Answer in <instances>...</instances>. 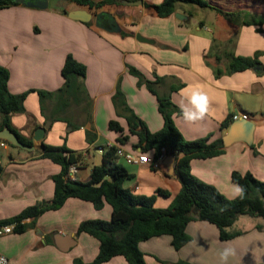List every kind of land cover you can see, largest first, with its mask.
I'll use <instances>...</instances> for the list:
<instances>
[{"label":"crops","instance_id":"0c3cea01","mask_svg":"<svg viewBox=\"0 0 264 264\" xmlns=\"http://www.w3.org/2000/svg\"><path fill=\"white\" fill-rule=\"evenodd\" d=\"M125 1H142L143 5L122 3L94 14L67 0H48L46 10L20 5L0 11V66L10 72L9 90L15 95L35 91L28 95L25 111L11 116V125L36 147L33 152L0 147V163L4 167L0 175V221L54 199L53 177L61 174L62 167L40 158L44 145L60 147L65 144L70 150L83 153L84 165L77 173L82 182L90 181L91 172L100 161L99 147L108 150L113 145L142 154L137 147L138 137L130 133L124 103L151 133L160 131L164 120L159 112V101L148 87L158 79L161 81L154 86L157 94L170 95L181 111L174 115V122L186 140L211 137L212 142L230 141L228 146L224 145L223 155L192 160L194 176L214 186L229 200L239 196L236 189L240 187L232 180L233 172H250L264 182V26L260 33L255 26H235L213 10L185 5H179L177 13L186 15L188 22L179 21L175 15L162 19L144 3L159 5L164 0ZM206 1L225 12L245 10L264 14V7L242 4L247 0ZM79 9L93 15L111 14L121 31L110 33L100 29L95 18L84 23L68 17V13ZM210 49L221 52L219 62L207 56ZM226 52L245 58H254L260 53L257 58L261 73L249 69L216 77V69L225 72L228 68ZM69 55L87 69L84 86L90 103L88 114L74 103L65 107L64 114L56 113L59 106H63L57 93L65 84L62 69ZM130 68L140 73L141 83L139 77L131 74ZM174 87L179 89L172 92ZM37 91L53 96L42 102ZM118 93L123 96L116 100L119 104L115 101ZM200 96L206 98L203 117L186 120V111L198 112L197 98ZM234 115L239 119L234 121ZM242 115H248V119H243ZM56 117L59 119L56 122L50 120ZM3 119L0 114V125ZM48 121L51 127L44 140L35 142L36 129ZM112 121L118 122L123 131L111 130ZM225 122H228L226 128L222 126ZM88 132L94 136L92 142L87 139ZM122 137H129L124 144L119 142ZM146 155L154 158L153 153ZM169 156H162L159 170L117 160L133 175L123 187L134 195L156 196V208L170 207L182 185L179 178L169 175L166 165ZM160 189L170 195L158 196ZM112 212L107 203L97 210L91 202L70 198L59 210L24 221L35 223L27 232L0 237V255L7 257L11 264H74L77 258L91 263L99 254L100 242L88 234H78L79 226L88 220L110 221ZM241 217L230 231L241 234L229 241L220 240L215 225L197 220L189 223L187 233L191 242L180 251L173 248L172 237L167 235L142 242L139 248L147 264H177L180 261L188 264H264V223L246 224ZM239 222L242 225L236 228ZM226 249H231L232 254L222 260L221 253ZM104 264L129 263L117 256Z\"/></svg>","mask_w":264,"mask_h":264},{"label":"trees","instance_id":"16d2710c","mask_svg":"<svg viewBox=\"0 0 264 264\" xmlns=\"http://www.w3.org/2000/svg\"><path fill=\"white\" fill-rule=\"evenodd\" d=\"M67 1L78 7L88 8L95 14L106 7L122 5L125 0ZM252 1L264 2V0ZM20 5L16 0H0V11ZM179 5L213 10L235 26H255L258 28V32L263 31L264 14L245 10L225 12L211 6L206 0H164L159 5L144 3L146 8L153 9L162 19L177 14ZM258 55L254 58H245L236 57L228 52L224 53V57L229 62L228 68L225 72L216 69V77L253 69L254 66L259 65ZM220 60L221 56L217 58L218 62ZM130 72L139 77L141 83L140 73L134 68H130ZM86 73L85 65L79 63L72 55L67 57L62 69L65 84L57 93L63 106H59L57 114H64L65 107L70 106V103L83 107L84 113H89L90 103H88L84 86ZM9 80V70L0 66V114L4 117L0 129L8 126L19 136L22 143L33 145L32 141L25 139L12 128L11 116L25 111V101L28 95L35 91L20 95L12 94L8 87ZM160 81L158 79L157 83L148 84L149 90L158 98L159 112L164 120L163 128L160 131L151 133L147 126L127 107V104L124 103V105L130 133L138 137L137 147L141 152L143 154L153 153L155 159H161L164 154L176 157L175 170L182 188L170 207L156 208V196L134 195L123 187L125 181L132 179L133 175L117 163V146L105 150L102 155L103 163L94 166L89 182H82L70 180L67 176L71 166L75 165L80 168L84 165L83 153L72 151L65 144L60 147L44 145V154L40 158L49 159L62 167L61 174L53 177L55 182L54 199L50 202H41L25 209L15 217L0 221V227L15 224L13 233L23 234L35 226L34 222L27 224L24 221L35 220L46 212L59 210L70 198L91 202L97 210H101L107 203L113 209L110 221L88 220L82 222L78 229V234H88L100 242L99 254L91 263H85L82 259L77 258L74 260V264H104L117 256L124 257L129 264H147L145 254L139 248L140 243L167 235L172 237L173 248L180 251L191 242L187 227L192 221H205L215 225L220 232V240L229 241L241 234L227 230L235 224L239 217L250 216L264 220V182L257 179L252 173L233 172L232 180L242 190V194H239L234 200H229L214 186L204 183L193 175L192 160L210 159L223 155L225 153L224 143L222 140L212 142L210 141L211 137L195 141L186 140L174 122V115L181 114V111L173 104L170 95L161 96L154 88ZM178 89L179 87H174L172 92ZM37 93L42 102L45 98L53 96L52 93L45 91H37ZM118 98H123L121 93L116 95L115 101ZM116 102L120 103L119 100ZM50 120L56 122L59 119L56 117ZM222 126L228 127V122ZM72 129L74 130L76 127H72ZM110 129L116 132L123 131L116 121L110 122ZM128 138L122 137L119 142L124 144ZM87 139L90 142L94 140L92 133H87ZM10 147L18 149L11 145ZM3 171L4 167L0 163V175ZM157 195L168 197L170 194L160 189ZM258 228L260 229V227ZM177 264L188 263L180 261Z\"/></svg>","mask_w":264,"mask_h":264},{"label":"water","instance_id":"95a60500","mask_svg":"<svg viewBox=\"0 0 264 264\" xmlns=\"http://www.w3.org/2000/svg\"><path fill=\"white\" fill-rule=\"evenodd\" d=\"M16 1L25 7L39 9V10H46L49 7L48 0H16ZM123 3L133 4V5H143L142 1L132 2V3L123 1ZM67 15L72 20L81 21L84 23H89L93 20V18H95V24L100 29L106 30L110 33H119L121 31L118 23L116 22L115 17L106 12H101L96 15H93L83 9H79L76 11H72ZM175 16L179 21L182 22L189 21L188 17L181 13H177L175 14ZM260 70H261L260 65H256L253 67V71H255L256 73H261ZM237 125L238 124L234 125L232 129H235ZM50 127H51V122L49 121L44 126L38 127L34 133V137H33L34 141L37 143H41L44 140V137L47 131L50 129ZM0 141H5L13 147L28 152H33L36 149L34 145H27L22 143L20 141L19 136L16 133H14L8 126H5L3 129H0ZM229 144L230 141L228 139L224 140L225 146H228ZM168 161L169 162L166 163V165L169 168V175L178 178V175L176 174V170H175V162H176L175 156L170 155ZM102 163H103V156L100 155V161L98 162L97 165H101Z\"/></svg>","mask_w":264,"mask_h":264},{"label":"built area","instance_id":"2783aa9c","mask_svg":"<svg viewBox=\"0 0 264 264\" xmlns=\"http://www.w3.org/2000/svg\"><path fill=\"white\" fill-rule=\"evenodd\" d=\"M242 118L247 120L248 119V115H242ZM232 119L234 121L239 119L238 115H234L232 117ZM0 147L3 150H8L10 145L5 142V141H0ZM114 147L113 145H110L109 148ZM117 153H116V159H124L126 161L127 164L130 165H149L153 170H159L161 168V159H155V158H151L148 155H144L142 154H134V153H130L125 151L124 149L117 147ZM99 155H103L105 152V149L102 147H99L97 149ZM77 173H78V167L77 166H71L69 169V173L67 178L73 181L78 180L77 178ZM138 189V187H137ZM15 227V224H11V225H4L0 227V237L2 236H6L9 235L11 233H13V229ZM0 264H11L10 261L8 260L7 257L0 255Z\"/></svg>","mask_w":264,"mask_h":264},{"label":"clouds","instance_id":"9594fccd","mask_svg":"<svg viewBox=\"0 0 264 264\" xmlns=\"http://www.w3.org/2000/svg\"><path fill=\"white\" fill-rule=\"evenodd\" d=\"M197 99H198V103H197L198 112H187L186 111L184 113V118L188 121L202 118L206 111V98L203 96H200ZM236 193L242 194V190L237 188ZM230 254H232L231 249H226L224 252L221 253V259L227 260Z\"/></svg>","mask_w":264,"mask_h":264},{"label":"rangeland","instance_id":"374dc122","mask_svg":"<svg viewBox=\"0 0 264 264\" xmlns=\"http://www.w3.org/2000/svg\"><path fill=\"white\" fill-rule=\"evenodd\" d=\"M242 4H248V5H250V7L251 6H254V7H264V2H256V1H252V0H247L246 1V3L243 1L242 2ZM208 15V14H207ZM214 50L216 51V52H214ZM220 54H221V52L220 51H217L216 49H210V51L208 52V54H207V56H213L214 58H218V57H220ZM226 56V55H225ZM218 66L220 67V64H218ZM74 105L76 106V104L74 103ZM243 218H244V220L243 221H245L246 222V224H250V223H253V222H255V221H262V223H264V220L263 219H259V220H257V219H255V218H253V217H250V216H242ZM241 217V218H242ZM241 225H242V222H239L237 225H236V228H238V227H241ZM234 228H230L228 231L230 232V231H232Z\"/></svg>","mask_w":264,"mask_h":264}]
</instances>
